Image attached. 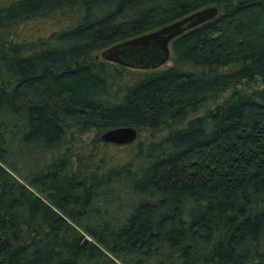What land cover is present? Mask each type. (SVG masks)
Segmentation results:
<instances>
[{
	"label": "trees",
	"instance_id": "1",
	"mask_svg": "<svg viewBox=\"0 0 264 264\" xmlns=\"http://www.w3.org/2000/svg\"><path fill=\"white\" fill-rule=\"evenodd\" d=\"M209 6L165 68L97 57ZM258 83L264 0L1 1L0 264H264ZM120 126L168 133L73 150Z\"/></svg>",
	"mask_w": 264,
	"mask_h": 264
},
{
	"label": "water",
	"instance_id": "2",
	"mask_svg": "<svg viewBox=\"0 0 264 264\" xmlns=\"http://www.w3.org/2000/svg\"><path fill=\"white\" fill-rule=\"evenodd\" d=\"M219 14L217 6H209L192 12L159 29L114 44L101 52L105 60L134 68H158L171 56V41ZM102 140L117 145L133 143L138 138V130L133 126H120L106 130ZM92 241L85 235L83 245Z\"/></svg>",
	"mask_w": 264,
	"mask_h": 264
},
{
	"label": "rangeland",
	"instance_id": "3",
	"mask_svg": "<svg viewBox=\"0 0 264 264\" xmlns=\"http://www.w3.org/2000/svg\"><path fill=\"white\" fill-rule=\"evenodd\" d=\"M1 1H5V0H0V2ZM57 25H58L57 21L54 19L36 20L35 22H32V23H30V25L27 26V31H28L27 33H28V35H30L32 37L47 36L54 29H56ZM97 57L102 58L101 52L99 53V55H97ZM171 63L172 62L170 61V58H169V60L165 64L161 65L159 68H165ZM263 86H264V84H262V83L256 84V87H259V88H261ZM230 92H231V90L227 91L223 96L226 97L228 94H230ZM211 106H214V104H211ZM205 111H206V108L200 110L198 113L192 114L190 117L193 118L196 116H200V115L204 114ZM167 133H168V130H163V131L159 132L157 135H154L152 133L151 129L143 128V129L138 131V138L134 141V143H136L139 140H141L145 143H148L151 140H157V138L165 136ZM97 137L101 138V134H99L96 130H91V131H89L83 135H80V140L77 143H74L72 146L73 150L78 151V152L83 151V150H89V149H87V147L90 148L93 140ZM110 149L112 152L113 151L116 152V154L118 156L125 157L124 156L125 150L117 149L114 147H111ZM26 154L27 153L21 154L19 158H27ZM27 155L31 156L30 153ZM19 162H21V161H19ZM20 180L24 181L22 178H20Z\"/></svg>",
	"mask_w": 264,
	"mask_h": 264
}]
</instances>
